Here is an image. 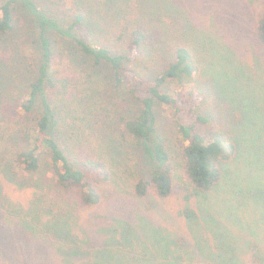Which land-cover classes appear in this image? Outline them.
Segmentation results:
<instances>
[{
  "label": "rangeland",
  "instance_id": "374dc122",
  "mask_svg": "<svg viewBox=\"0 0 264 264\" xmlns=\"http://www.w3.org/2000/svg\"><path fill=\"white\" fill-rule=\"evenodd\" d=\"M263 2L172 0L173 9L165 15L176 13L178 23L175 25L168 16L164 20H154L156 29L148 45L149 53L144 61L139 58L133 65L144 78L154 77L172 59L174 45L182 43L199 67L197 75L185 80L203 94L201 101V95L196 96L199 103L195 111L206 115L211 126L230 129L243 119V129L251 131L255 127L252 132H256L261 128L264 134V45L259 44L254 35ZM55 48L62 54L55 68L60 79L56 80V87L50 90L49 95L57 109L62 146L67 148L74 166L82 167L88 176L97 175L82 165V161L91 156L103 160L108 171L107 181L100 186L102 195L99 203L90 206L75 204L78 190L64 195L68 204L63 205L73 217L71 234L78 237L77 241L82 240L78 242L81 245L76 243L79 247L92 252L87 255L88 261L99 257L103 261L112 260L106 259L108 256L103 251L108 249L115 253L114 258L121 264L213 263L212 259L204 258L198 245H204V251L216 252L221 243L230 240L224 227L242 239L255 240L247 230L260 209H252L254 204H249L251 196L258 191L247 181L250 164L241 152L229 163L228 176H224L219 185L204 196L191 195L190 189H183L178 168L175 169L172 193L167 198L159 199L150 193L144 197L135 196L133 177L146 168V161L134 146L117 141L115 113L133 114L136 102L126 98L121 86H113L108 70L103 69L100 75L93 74L98 77L93 79L92 75L89 76L90 64L77 53H71L67 47L65 49L63 40L56 38ZM173 83V80L167 81L162 89L181 94L182 90L172 88ZM156 127L157 137L176 150V133L169 109L159 104ZM256 144L251 142L253 153L258 148ZM260 150L263 153L257 154V161L264 179V142ZM237 168L239 175L235 176ZM42 171L33 176L17 173L20 185L27 183L24 187L3 178L0 180V264H77L78 260L73 255H63L55 248L72 247L73 238L58 242L57 236L43 227L35 225L36 231L31 234L19 223L20 218L33 221L27 214L32 193L36 191L32 182L47 178L52 183L49 173ZM37 193L42 200L41 221L48 220L57 210L50 197L59 202L58 206L62 205L59 200L62 192ZM237 200L244 202L241 209L245 207L244 211H248L247 229L239 230L237 218L229 214V205H236ZM246 204L251 206V210H247ZM20 209L19 216L12 215L14 223H6L7 210L13 214ZM188 209L196 214L194 221L185 218L183 213ZM241 209L236 212H241ZM239 215L242 216L241 213ZM129 227L132 233L124 240L121 232H129ZM242 239L239 241L241 247L236 248L241 252H238L239 256L235 254L241 264L248 256ZM105 242L107 245L102 248ZM263 242H258V247H262Z\"/></svg>",
  "mask_w": 264,
  "mask_h": 264
},
{
  "label": "trees",
  "instance_id": "16d2710c",
  "mask_svg": "<svg viewBox=\"0 0 264 264\" xmlns=\"http://www.w3.org/2000/svg\"><path fill=\"white\" fill-rule=\"evenodd\" d=\"M171 4L172 0H0V180L3 178L24 187L27 183L20 185L17 173L33 176L42 169H45L43 173H49L52 183L47 178L32 182L36 191L32 193L27 214L33 221L20 218L19 223L31 234L36 231L35 225L43 227L57 236L58 242L73 238L72 247L55 248L63 255H73L77 264L122 262L108 249L103 251L108 256L106 259L112 260L103 261L99 257L88 261L87 255L92 252L79 247L77 244L82 240L77 241L78 237L71 234L73 217L63 205L68 204L64 195L78 190L75 204L90 206L99 203L100 186L107 181L108 171L103 160L91 156L83 160L82 165L97 175L88 176L82 167L74 166L67 148L62 146L57 109L49 95L56 87V80L60 79L55 68L62 54L55 48L56 38L64 41L65 49L67 47L90 64V77L97 79L96 75H100L103 69L108 70L113 86H121L126 98L136 102L133 114L115 113L117 141L134 146L146 161V168L133 177L135 196L144 197L150 193L159 199L167 198L172 193L177 168L183 189H190L191 195L204 196L228 176L229 163L238 157L239 152L246 157L250 164L247 181L258 191L251 196L249 204H254L252 209L260 208L247 230L255 240L242 239L224 227L230 240L221 243L216 252L204 251L202 244L198 248L204 258L213 260V263L205 261L202 264H241L237 257L241 250L236 248L241 247L239 241L242 239L248 253L242 264H264V245L258 247L257 244L264 241V179L257 161V154L263 153L260 152L264 142L262 129L256 132H252L255 127L251 131L243 129V119L230 129L214 127L206 115L195 111L199 103L196 96L201 95V101L203 94L185 80L197 75L199 67L189 49L180 42L174 45L172 59L154 77L144 78L133 65L139 58L144 61L148 55L151 35L156 29L154 20H164L168 16L165 12L173 9ZM169 17L175 25L178 23L176 13ZM254 35L256 41L264 45V2ZM172 80L175 81L172 88L182 90L181 94L162 89L167 81ZM158 104L169 109L176 133V150L157 137ZM252 141L257 142L258 147L254 153L250 150ZM234 175H239V168ZM1 190L0 186V193ZM58 190L62 192L59 197L62 205L58 206L59 202L51 196L57 210L48 220L41 221L42 200L37 191L52 193ZM244 205L237 200L236 205L228 207L229 214L237 218L239 230L247 229L248 211H244L245 207L241 209ZM246 205L247 210H251V206ZM239 208L242 211L236 212ZM20 211L12 214L7 210L6 223L12 225L15 220L12 215L19 216ZM183 214L190 221L196 218L189 209ZM259 223L262 225L258 226ZM121 233L122 238L127 239L132 228ZM106 245L105 242L102 248Z\"/></svg>",
  "mask_w": 264,
  "mask_h": 264
}]
</instances>
